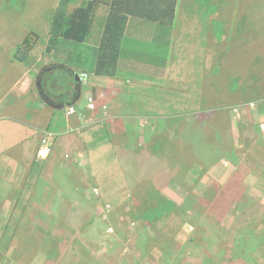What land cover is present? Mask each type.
I'll return each mask as SVG.
<instances>
[{"label":"crops","instance_id":"0c3cea01","mask_svg":"<svg viewBox=\"0 0 264 264\" xmlns=\"http://www.w3.org/2000/svg\"><path fill=\"white\" fill-rule=\"evenodd\" d=\"M6 1L3 0L0 4V166L5 165L6 159L19 162L18 156H20L27 164L36 160V167L39 168L43 165L49 167L47 176L41 177L45 187L55 186L62 190L63 187H60L59 181L61 179L63 183L67 169L72 167L79 174L86 175L88 172V177L93 181V174L98 172L100 180L106 177L111 178L113 174L115 189L123 188L122 184L117 185L119 177H123L124 189H127L125 181L129 173L123 165H125L128 155L134 163L130 169L135 177L128 181L132 183H127L129 190L126 200H124L126 203H143L149 197L146 192L149 186L155 187L157 191V194L153 195L154 197L161 195L162 198L181 203L187 196H183L182 191L178 190L182 188L183 184L194 187V190L201 182H204L208 190L204 195L193 197L195 205L198 203L203 205L209 198H212L209 196L210 190L216 191L213 197L215 200L221 195L228 196L232 189L241 185L249 187L251 192L259 196L264 204V132L260 130V125L264 121V8L261 0H249V4H247V0H242L239 4L236 3L237 0H227L221 11L211 13L206 18L208 21L211 18L215 22H222L221 30L215 32L216 28H214L210 37L205 35L203 42L200 36H197L196 39L193 37L192 29L196 27L195 24H198V21H194L193 24L189 20L179 21L181 18L177 16L179 11L177 6L173 19L164 24L155 20H146L142 15L127 16L124 33L119 43V58H116L114 74L109 79L106 77L102 88H98L94 82H90V76L95 70V62L99 60L97 58L98 51L100 53L101 51L98 46L101 45L102 32L107 24L105 20L113 0H96L98 6L93 21L96 20L99 11L104 17L98 33L100 38L94 39L93 35L92 38H89L91 40H87V37L84 42L76 43V48L67 50V56L73 53L78 57V60H81L82 55H86L87 45L94 39L92 44L95 47L91 51V59L95 58V62H93L90 72L83 71L81 64H77L78 62L75 60L71 64L68 63L63 52L57 57L54 56L53 59L46 58L43 53H40L39 56L36 55V58L28 62H22L20 56L16 59L14 57L15 50L20 46L17 45V40L27 35L29 31L35 34L38 24L43 26L42 29H50V21L59 6V0H44L46 6L40 5L38 0H31L30 4L22 6L21 9L6 4ZM89 1L92 0H70L69 13ZM207 4L200 1L199 8L192 12L197 15L199 20L205 21ZM49 8L51 17L46 23L42 16L32 15V18L27 15L20 16L24 21L19 26L17 21L10 17L11 9L21 12L26 10L31 13L41 12L42 14ZM233 9L237 11L236 16L231 14ZM28 18L33 19V25L29 26L32 29L28 25L22 27ZM231 24L233 28H230ZM160 28L173 29L169 38L176 40L174 41L175 49L167 48L168 38L163 33L164 30L158 31ZM179 29L188 30L186 37H182L181 33L177 34ZM225 30H228V34L223 33ZM219 33L220 39L226 40V46L230 53H234L235 48H238V52L245 56V61L258 62L253 66L255 68L253 81H246L240 76L231 80L229 76L226 77V74L218 69L215 71L216 79L223 76L225 81L214 80L210 74L211 68L213 66L222 68L226 63L224 58L220 60L218 58V62L213 63V54L209 53V46L212 45V41L214 42L213 35L217 39ZM50 37L51 34L41 46L44 48V53L49 49ZM58 41L64 48L72 43L68 40ZM180 41H185V47L181 53H178L176 46H180ZM36 44L39 45L38 40ZM200 44L207 52L199 53L197 51L198 48H201ZM135 46L136 48H134ZM56 49L58 48L56 47ZM202 58L208 60L204 65L206 69H202V73L205 74L203 76L206 78L203 86L207 93H213L217 92L215 86L221 82L218 87H222L223 95V104H220L222 107L208 106L207 113L211 112L213 118L221 116L223 122H210L217 130L205 134V141L203 140L206 148L205 154L196 156L195 151L192 150V156L183 157L187 154H183L181 145H176L171 151L169 149L163 151L164 158L159 165L160 168L151 166L153 169L150 170L146 165H149V162L154 159L156 162V158L153 157L158 156L150 152L151 144L155 139L150 137V131L146 130L147 126L139 127L142 126L143 121L140 118H148V112L143 111L140 115H123L121 113L123 106L133 103L131 96L145 87L133 85L130 79L141 76L135 74V71H145L144 68L140 69L144 67L140 62H149L155 71L158 63L159 76L169 77L172 73L171 78L189 77V83H193L190 76H185L182 73L176 75V69H180V66L186 65L187 62H193V66H198L197 63ZM51 61L57 66L60 65L59 68L64 74H60V80L53 81L55 79L47 77L52 67L58 69ZM51 72L54 74V71ZM82 74H87V80H80ZM157 82L159 83V77ZM115 84L116 86L113 88L112 86ZM195 84L202 83L200 80H196ZM247 85L253 86L255 93L253 98L249 101H244L241 98L229 99V94L247 91ZM127 86H129L128 89ZM164 87L165 83L163 91L160 89L156 92L158 93L157 100L149 96L138 98L141 101L145 99L151 108L163 109L162 113L165 114L169 110L172 115L173 109L180 103V97H169L164 92ZM146 93H148L147 90ZM10 97L12 98L9 100ZM89 98H93L95 102L96 110L94 112L86 110ZM184 99L191 102L192 98L185 97ZM250 104H254V107L251 108ZM239 106L242 107L235 111L234 108ZM71 107L77 111L73 116H69L67 113ZM105 107L106 110H104ZM228 107L233 108V111L231 108L226 110ZM172 117L174 118V116ZM164 118L167 117L159 118L160 126H166ZM24 120H29V122H23ZM88 121L92 124L90 128L86 125ZM221 125L222 130L218 133V126ZM168 126L170 127V123ZM44 132H51L57 135V138L52 141L49 157L45 161H39L36 159V153ZM169 139L171 140L172 137ZM215 140L218 141L215 142ZM2 158L3 160H1ZM183 158L191 162V165L193 164L186 172L180 167ZM104 159L107 160V164L103 163ZM108 162L110 163L108 164ZM138 163L140 166L136 167ZM174 165H179V169L177 170ZM92 170L94 171L92 172ZM171 175L173 178L170 181L166 180ZM190 176H193L191 183L188 182ZM148 177L152 184L145 186L144 183L148 181ZM175 178L178 179L177 184L176 181H172ZM68 179L73 181L71 186L74 190L88 186V183L76 182L69 177ZM261 182L262 186L260 187L259 183ZM67 183L69 184L68 181H66V185ZM90 186L92 189L90 188L88 198H93L92 193L97 188L92 184ZM136 191H139V194Z\"/></svg>","mask_w":264,"mask_h":264},{"label":"rangeland","instance_id":"374dc122","mask_svg":"<svg viewBox=\"0 0 264 264\" xmlns=\"http://www.w3.org/2000/svg\"><path fill=\"white\" fill-rule=\"evenodd\" d=\"M61 1L62 0H59L58 2H61ZM208 1H209V4L206 5L207 9L205 12V21H203V20H199L195 13H192L194 12V10H196V8H199L200 0H176V6L179 8L177 16L181 18L179 21H181L182 19L186 21L189 20L191 24H193L194 21H198V24H195L196 27L192 29L194 33L193 37L196 39L197 36H200L202 39L201 40L202 42L206 34L208 35V37H210L214 28L217 29V30L216 29L214 30L215 32L220 31L223 25L222 22H219V21L215 22L211 18L208 21L206 20V18L211 13H214L216 11H221L223 9V6H225L227 3V0H208ZM241 1L242 0H237L236 3L239 4ZM1 2H3V0H0V4ZM30 2L31 0H7L6 4L10 6H17V8L21 9L22 6L28 5L30 4ZM38 3H40V5L46 6L44 0H38ZM212 3L213 4L217 3L218 5H213ZM247 4H249V0H247ZM261 4H262V7L264 8V0H261ZM231 6L234 7L232 4ZM234 9H233V13H231L232 16L237 15V11H235ZM45 11L46 12L41 14V12L31 13V12H28L27 10L21 12L18 10L11 9L10 17L16 20L19 26L24 21V19H22L20 16H27V15L32 18H33L32 15L42 16V18L45 21L44 23H46L47 21H49L51 17V13H50L51 10L49 8V10H45ZM8 16H9V13H8ZM103 20H104L103 14L101 13V11H99L96 20L93 21L92 23V29H91V32L88 33L87 40H91L89 38H92L93 35H94V39L100 38L98 33L102 26L101 22ZM33 23H34L33 19L28 18L22 27H25L27 25L29 27L30 25H33ZM42 27H43L42 25L38 24V30H35L34 32L35 34L29 31L27 35H24L17 40L18 46L19 45L21 46L20 43L25 42V40H28L29 42L28 43L29 46L25 48L23 47L22 51H20L21 53L19 52L20 59L22 60V62H28L32 60L36 58V55L39 56L40 53H43V55L46 58L53 59L54 56L57 57L58 54L61 55V53L63 52V55H66L65 59L68 63L71 64L72 61L75 60V62H78L77 64H81V66L83 67V71H87V72L91 71L93 62H95L94 55H93L94 60L91 59V56H92L91 51L95 47L92 44L94 39L92 40L91 43L87 45L86 55L85 56L82 55L81 60H78V57L75 56L73 53H70L67 56L68 54L67 50H72L76 48L77 45H76V41L63 38V37L61 38L50 37L49 42H48L49 49L46 51V53H44L43 52L44 48H42L41 46L45 42V40H47L48 35H50L51 29H42ZM29 28L32 29V27H29ZM230 28H233L232 24ZM162 30H164L163 33L168 38L167 48L172 49V50L175 49L174 41L176 40L169 38L170 32H172L173 29H161L160 28L158 31L161 32ZM187 31H188L187 29H179L177 31V34L181 33L182 37H186ZM223 33L228 34V30L223 31ZM104 36L105 35L103 31L101 39H103ZM213 38H214V42L212 41V45L209 46V53L213 54V63H217L218 58L219 60L224 58L226 61V63L223 65L222 68H219L218 66H213L211 68L210 74L213 76L214 80L217 78L215 71L218 69L219 71L224 72L226 74V77L229 76L231 80L234 79L235 77L240 76V78L242 79L244 78V80L246 81H251V80L253 81V76H254V71H255V68L253 66L255 64H258V62L251 63L248 60L245 61V58H244L245 56L241 55V53L238 52V48H235L234 53H230L228 46H226V40L222 41L220 38L216 39L214 35H213ZM36 40L39 41V45L36 44ZM58 40H65V41L68 40L72 43L68 45L67 48H64L63 46L60 45V43H58L59 42ZM179 43H180V46H176V50L178 53H181V51L185 47V41H180ZM201 45L202 44H200L199 47H201ZM20 46L15 50L14 57L16 59H18L16 54ZM56 47L58 49H56ZM99 48H100V44L98 46V49ZM134 48H136V46ZM197 51H199V53L207 52L203 47L198 48ZM100 55L101 53L98 51L97 58H99ZM116 58H119V54ZM52 62L53 61H51V63ZM207 62L208 60L206 58H202L199 61V63H197L198 66H193L192 65L193 62H187L186 65L180 66V69H176L177 71L176 75H179L180 73H182L185 76H190L192 77L193 83H189V77L171 78L170 76L172 75V73L169 77L161 76V75L159 76L158 63H157L156 71H155V69L150 66L149 62H140V64L144 66V67H141L140 69L144 68L145 71H135V74H140L141 76L134 77L130 80H131V83L135 86H145V87L131 96L133 97V103L123 106L121 113L123 115H128V114L140 115L143 111L148 112L147 113L148 118H145V119L140 118L143 121H142V126H139V127L144 128L147 126L146 130L150 131L149 132L150 137L156 140L155 141L156 143L153 142L155 143L153 150H160L162 149V145H163V151H166L167 149L171 151L174 146L181 145L183 149L185 150L187 156L189 155L192 156V150L195 151L196 156H199L202 153L203 154L205 153L206 148L202 141V140L205 141V137H204L205 134L207 132H211V131L215 132L217 130V128L213 126L210 122L212 121H215L216 123L223 122L221 116H216L213 118L211 117V115H213L211 112H209V114L207 113V111H209L208 106H214L218 108V106L222 107V105L220 104H223L222 87H218L221 84V82L220 84L219 82L217 83V86H215V91L217 92H213V93H207V90L203 86L204 82L206 81V78L203 76L205 74L202 73V69H206L204 65ZM97 63L98 62H95L96 65ZM52 64L56 65L55 63H52ZM96 65L94 67L95 69L93 72L94 75L92 73V75L90 76V82H94V84L98 88H102L106 77H108L107 79L112 77V75L114 74V71L109 70L110 75H107L105 73L97 75L95 73L96 67H97ZM59 66L60 65L57 66L58 69H56V67H52L51 71H54V74H51L52 72L49 71L47 74V77L50 76L53 79H55L53 81L60 80V74L61 75H64V74L62 73V70L59 68ZM158 77H159V83L161 85L157 82ZM196 80H200L202 84H195ZM216 81H225V80H223V76H222L216 79ZM164 83H165L164 92L169 97H175V96L180 97V99L178 98L180 100V103L177 104V106L173 109L172 115L169 110L166 114L162 113V111H164L163 109L159 110L157 108H151L149 103L146 102L145 99L144 101H141V99L138 98L140 96H149L150 98L157 100L156 96L158 95V93L156 92L160 89L161 90L163 89ZM180 85H185V86H180ZM115 86L116 84L113 85L112 87L114 88ZM176 87H178V89H175ZM126 88L128 89L129 86H127ZM146 90L148 93H146ZM246 90L247 91L242 92V93L229 94V99L233 100V99L241 98L244 101H249L251 98L255 96V93L253 92V86L247 85ZM185 97L192 98L191 99L192 103L188 99H184ZM11 98L12 97H10L9 100ZM239 107H242V106H239ZM230 108L231 107H228L226 108V110ZM95 109H96V106H95ZM231 109L233 111V108ZM238 109L239 108H237V110ZM104 110H106V107L104 108ZM172 116H174V118ZM161 117H167V118H164V122L166 126L159 125V122L161 121H158V120ZM23 122H29V120H24ZM169 123H170V127L168 126ZM179 123L180 124L182 123L183 132H181L179 129V126H178ZM262 124H264V121L262 122ZM86 125H88L87 127L90 128V125L92 124L88 121ZM218 129H219L218 133H220V131L222 130V125L218 126ZM218 133L216 132L217 135H219ZM171 137L172 139L170 140L169 138ZM188 140H191V146H192V142L193 144L194 143L196 144L195 149L193 147H191L190 149L186 147L185 144L188 143L187 142ZM217 141L218 140H215V142ZM153 158L158 159V157H153ZM163 158L164 157L158 160V163H159V164L157 163L158 165L157 164L152 165L149 162V165H146V166H149L150 170L153 169V167L151 166H155V167L158 166L157 168H160L159 165L163 161ZM1 160H3V158ZM18 160L19 162H17L16 160L12 162L6 159L5 165H8L9 167H13L14 169L19 168V170L17 171V174H15L14 177L17 182L18 181L20 182L23 176V172H24V170L20 166L23 165L24 161L21 159L20 156H18ZM103 163L107 164V160L104 159ZM109 163L110 162H108V164ZM31 164H33V162ZM133 164L134 163L132 162L131 157H128L127 155L126 162H125V165H123V167H125L129 173L125 181V184L126 186H128V188H129V185L127 183H132L128 181H131L135 177L130 169L133 166ZM1 166H3V164ZM1 166H0V170H1ZM137 166H140V163H138L136 167ZM174 166H176L177 170L179 169V165H174ZM180 167L181 169H184L183 166H180ZM74 169L75 168H72V167L71 169H67V173L64 175L63 183L61 182V179L59 181L60 187H63L62 190H59L58 192L59 196H61V199H63L61 203V208L65 210L69 206L70 213H72L67 218L66 220L67 223L70 225L72 224V227L78 226L81 224L84 218L88 217V214L91 215L94 218L93 225L88 226L82 231H80L82 232L80 235L83 236V238L86 239L89 243L91 242L96 243L97 251L99 255L101 256L102 259L107 260V261L105 260L103 264H126L122 260V257L127 256L128 251L132 249L133 245L131 244V241L134 238L136 230L138 231H142V230H141L140 224L135 225L133 221L131 220H129L130 222L128 221V217H129L128 214L131 211L133 212L134 208L136 207V204L130 203L132 204V208L130 210L129 208L130 204L124 201L126 200V195L129 190L128 188L124 189L125 187L123 185L124 178L119 177L120 180H119V183L117 184L118 186L119 184H122L123 188L115 189L116 186L113 185V181H114L113 179L115 176L113 177V174L111 176V178L113 177L112 179L109 177H106L100 180L99 179L100 173L98 172L96 174H93L94 175V181H93L91 178L88 177L89 176L88 172L86 173V175L84 173L79 174ZM93 171L94 170H92V172ZM153 175L155 176V174ZM4 176L6 180L8 181L10 177L7 174H4ZM68 177L76 178L78 179L80 183H84V184L88 183V186H86V188L82 187V189L80 190H74L71 186L73 185L72 184L73 181L68 179ZM171 178H173L172 175L170 176L169 179H166V180L170 181ZM192 178L193 176L189 177L188 179L189 183L192 182L191 181ZM147 179L148 181L144 183L145 186L147 184H152V181L149 180V177ZM2 181H3L2 178H0V182ZM66 181H68L69 184L67 183L66 185ZM172 181H176V184H177L178 179L175 178V180H172ZM90 184H92L93 186H95V188H97L95 190L99 191L98 196H95L94 193H92L93 198H88V193L92 189ZM259 186L260 187L262 186V182L259 183ZM43 187H45V185L42 183V186H40V189H42ZM55 188L56 187L53 186L51 190ZM193 188L189 186L188 184L186 185L183 184L182 188H179L178 190L182 191L183 196L190 195L193 197L197 195H204L205 191L208 190L204 182H201L198 188H195L194 190ZM35 193L36 192L34 191L33 195H35ZM136 193L139 194V191H136ZM9 196H10L9 198H11V193H9ZM212 196L214 197V195ZM49 199L50 198L47 197V199H44L41 201L40 203V206L42 205L41 209L48 211V208L50 206L55 207V204L52 205ZM239 203L242 206L240 210L244 208L245 210L247 209L252 214V216H259V217L261 216V213L258 214L254 210L255 207H252L246 203H241V202ZM3 204H4V207H3V211L0 214V218H4L6 216L10 208L11 202L8 200L6 201V203H3ZM107 206H110V208L108 209ZM211 207L216 211L218 210L217 208H219L218 205L216 207L214 204L212 206L211 204L207 206L203 204L202 208H204V210L202 208H197L196 213L192 211L194 215H192V217L190 218L188 217V215H183L181 213H178L175 215V218L173 220H171L168 224L166 223L164 225L166 228H163L160 225L161 234H155L154 236H152L153 237L152 239L154 241L156 240V246H157L156 249L158 252L156 253V256L158 257V260H157L158 264H164L163 263L164 258H165V264H179L178 262L176 263L174 262V257L176 256V253L178 252L179 249L180 250L177 254L184 256V259H185V261H182V262H188L189 264H227L226 258H227L228 251H226L225 249H220V243L224 242V244H226V242H228V244H234L233 241H231L232 239L237 241L240 237L246 236L245 231L248 228L243 225V221H245V219H248V218H239L236 215L226 214V216L222 219L224 222L223 223L220 222V225H219L218 224L220 220L219 216L221 215V213H223V210L221 208H219L220 210V212L218 213L219 216L216 213H213L210 219L206 220V218H204L206 216V213L210 212ZM259 217L258 219H251V222L256 220V226L254 228L257 231H260L261 229H263V224L261 222L262 220H260ZM40 218H41V222L46 223L48 225L51 222L43 216H40ZM205 222H207L208 226L205 225ZM193 223H195V226H193ZM237 224H240L239 228L236 227ZM234 226L237 228V230L233 234L232 238H229L228 236L224 234L223 236H221L220 234L221 228H224L225 231L229 232V235H230L233 233ZM108 228H113V230L115 229L114 233L110 235L107 234L106 230ZM177 230H180V233L182 232L183 234L181 235L175 234ZM165 232L174 233L175 238L174 237H171V238H174V243L177 244L176 247H172L167 243L166 241L167 237L165 236ZM165 246H166V249H165ZM178 246H183V248L182 247L180 248ZM19 248H20V245H18L16 249H19ZM165 254H167V257H165ZM75 263L77 262L75 261L74 264ZM31 264H57V261L55 262L51 261V263H48V261H46L45 258L43 257L42 253L38 252L37 254L33 255L31 259Z\"/></svg>","mask_w":264,"mask_h":264},{"label":"trees","instance_id":"16d2710c","mask_svg":"<svg viewBox=\"0 0 264 264\" xmlns=\"http://www.w3.org/2000/svg\"><path fill=\"white\" fill-rule=\"evenodd\" d=\"M200 1L209 4L208 0ZM69 4L70 0L59 2V6L50 21V34L53 38L63 37L74 40L76 43H82L87 38L88 33L91 32L98 2L96 0L89 1L87 4L77 7L71 13L68 10ZM215 5L218 4L215 3ZM110 8L105 20L107 22L104 30L105 36L100 45L101 55L96 65L95 73L97 75L102 73L110 75L109 70L114 71V66L117 63L116 57L118 56L119 43L124 33L127 16L137 17L142 15L146 20H155L164 24L166 21L173 19L174 11L176 10V0H113ZM217 38H220V33L217 34ZM28 43V40H25L21 44L17 50V57L20 56L19 52L22 51L23 47L29 46ZM178 126L180 131L183 132L182 124ZM187 142L185 145L188 149L191 147L196 148V144H193V142L191 146V140ZM155 143L151 144L150 152L157 154L158 159L156 158V162L155 159L151 160L150 163L152 165L157 164L164 153L162 144V149L153 150ZM182 151L183 154H186L183 147ZM32 162L33 164L23 162L24 167L22 169L24 172L20 182H17L14 177L19 168L14 169L8 165L1 166L0 178L3 181L0 182V214L3 211V203L9 200L11 204L6 216L0 218V264H31L33 255L38 252L42 253L48 263L57 261V264H74L76 261L77 263L75 264H103L106 259H102L99 255L96 243H89L80 235L82 233L80 231L93 225L94 218L88 214V217L84 218L80 225L72 227V224H68L66 220L72 213H70L69 206L65 210L61 208L63 199L58 194L60 189L57 187L53 190H51V187L40 189L43 182L41 177L47 176L49 167L43 165L38 168L36 167L37 163L35 161ZM190 163L183 158L181 164L184 167V172L193 166ZM4 174L10 177L8 181ZM73 180L78 182L76 178H73ZM34 191L36 192L35 195H33ZM146 192L149 197L143 203L136 204L133 212H128V221H133L135 225L140 224L142 231L136 230L131 241L132 249L128 251L127 256L122 257L126 264H158L156 240L154 241L152 236L161 234L160 225L166 228L164 225L173 220L176 214L181 213L188 215L190 218L194 215L192 211L196 213L197 208H202V203L195 205L193 196L190 195H187L181 203H176L167 198H162L161 195L154 197L153 195L157 194L155 187L149 186ZM209 192V196L216 194L215 190H210ZM9 193H11V198H9ZM47 197L50 198L52 205L55 204V207L50 206L48 211H45L41 209L42 205L40 206V203ZM213 200L212 196L207 202H204V205L207 206L212 202L211 206L214 204L217 207L218 205L223 210V213L219 216V208L216 211L211 207L210 212L206 213L204 217L206 220L210 219L213 213L220 217L219 225L220 222H224L222 219L226 214L236 215L239 218H248L243 221V225L248 228L245 231L246 236L240 237L237 241L232 239L231 241L234 244H228V242L226 244L224 242L220 243V249L228 251L227 264H264V204H262L259 196L253 194L249 187L246 188L241 185L232 189L228 196L221 195L217 200ZM239 202L255 207L254 210L258 214L261 213V216H252L244 208L240 210L242 206ZM129 208L131 210L132 204H130ZM202 209L204 210V208ZM40 216L51 221L49 225L41 222ZM258 217L263 224V229L260 231L254 228L256 220L251 222V219H258ZM205 225L208 226L207 222H205ZM193 226H195V223H193ZM239 226L240 224L236 225L237 228ZM236 227L234 226L233 233L230 235L224 228H221V236L224 234L232 238L237 230ZM175 234L181 235L183 233L177 230ZM165 236L170 246H177L174 243L173 232H165ZM18 245H20V248L16 249ZM178 247L183 248V246ZM177 253L174 257L175 263L189 264L188 262H182L185 261L184 256ZM165 257H167V254H165ZM163 261L165 264V258Z\"/></svg>","mask_w":264,"mask_h":264},{"label":"built area","instance_id":"2783aa9c","mask_svg":"<svg viewBox=\"0 0 264 264\" xmlns=\"http://www.w3.org/2000/svg\"><path fill=\"white\" fill-rule=\"evenodd\" d=\"M86 78H87V75L86 74H82L80 76V80L81 81H85ZM250 107L253 108L254 107V104H250ZM238 108H241V107H238ZM86 110L91 111V112H94L96 110L95 109V102H94L93 98H89L87 100ZM234 110L237 111V108L234 109ZM76 113H77V111H76V109L74 107H71V108L68 109V115L69 116L75 115ZM260 130H261V132H264V124H261L260 125ZM56 137H57V135H54L51 132H45L42 135V138L40 140V143H39V146H38V150H37V153H36L37 160L44 161V160H46L48 158V156L51 153V144H52V141ZM93 193H94L95 196H98L99 195V191H97V190H94ZM107 208L109 209L110 206H107ZM112 232H113L112 228H108L106 230V233L109 234V235Z\"/></svg>","mask_w":264,"mask_h":264},{"label":"clouds","instance_id":"9594fccd","mask_svg":"<svg viewBox=\"0 0 264 264\" xmlns=\"http://www.w3.org/2000/svg\"><path fill=\"white\" fill-rule=\"evenodd\" d=\"M234 109H236V108H234ZM91 112V111H90ZM68 113V112H67ZM73 116V115H72ZM57 138V137H56ZM49 157V156H48ZM37 158V157H36ZM45 161V160H44ZM112 230H113V228H112ZM111 234H113V232L111 233Z\"/></svg>","mask_w":264,"mask_h":264},{"label":"bare ground","instance_id":"6f19581e","mask_svg":"<svg viewBox=\"0 0 264 264\" xmlns=\"http://www.w3.org/2000/svg\"><path fill=\"white\" fill-rule=\"evenodd\" d=\"M87 75V74H86ZM88 77V76H87ZM87 79V78H86Z\"/></svg>","mask_w":264,"mask_h":264}]
</instances>
